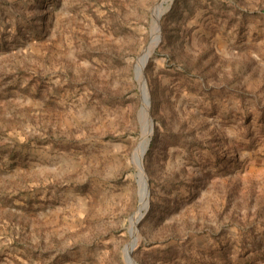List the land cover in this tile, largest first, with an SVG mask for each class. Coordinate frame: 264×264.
I'll list each match as a JSON object with an SVG mask.
<instances>
[{
	"label": "rangeland",
	"instance_id": "1",
	"mask_svg": "<svg viewBox=\"0 0 264 264\" xmlns=\"http://www.w3.org/2000/svg\"><path fill=\"white\" fill-rule=\"evenodd\" d=\"M161 1L0 0V264H264V0L163 4L133 234Z\"/></svg>",
	"mask_w": 264,
	"mask_h": 264
},
{
	"label": "bare ground",
	"instance_id": "2",
	"mask_svg": "<svg viewBox=\"0 0 264 264\" xmlns=\"http://www.w3.org/2000/svg\"><path fill=\"white\" fill-rule=\"evenodd\" d=\"M171 0H162L161 3L156 7L155 12H154V21H155V29H154V36L151 42L148 44L146 50L144 51L143 54L140 55L139 63H138V73L137 77L141 83V90L144 96V116L145 120H143L142 124V140L141 144L139 147V154L137 156L138 159V164L140 167V180L142 181L143 179V186L141 190V201H140V207H139V212L138 216L134 219L133 221V234L137 236V229L135 230V225L137 221L142 217V211L146 210L149 204V186L147 185L146 182V173L143 167V164L141 165V161L143 160L142 158L145 155V152L147 150L148 144H149V136L152 134V120L150 118V115L148 113L149 111V106H148V100H149V92L145 86V80L142 79V70L144 67V64L146 63L147 59L151 56L155 46L157 45L159 41V35L161 33V27L159 26V21L163 13L165 12L166 9L163 8V4L166 2H169ZM147 90V93H146ZM132 241H133V236H132ZM132 247V246H131ZM131 247L127 249V260L129 264H136L134 260L131 257Z\"/></svg>",
	"mask_w": 264,
	"mask_h": 264
},
{
	"label": "water",
	"instance_id": "3",
	"mask_svg": "<svg viewBox=\"0 0 264 264\" xmlns=\"http://www.w3.org/2000/svg\"><path fill=\"white\" fill-rule=\"evenodd\" d=\"M159 38L161 39V35H159ZM160 39H159V42H160ZM147 62L148 61H146V63L144 64V67H143V70H142V73H143V75H142V79L143 80H145V77H144V68H145V66H146V64H147ZM139 80V79H138ZM139 85H140V91H141V94H142V90H141V83H140V81H139ZM145 86H146V88H147V84H146V80H145ZM147 90H148V88H147ZM142 100H143V94H142ZM148 106H149V110H150V97H149V100H148ZM148 113H149V115H150V111H148ZM143 159V158H142ZM143 163H142V161H141V165H142ZM146 182H147V185H148V179H147V176H146ZM142 219V217L139 219V221Z\"/></svg>",
	"mask_w": 264,
	"mask_h": 264
}]
</instances>
